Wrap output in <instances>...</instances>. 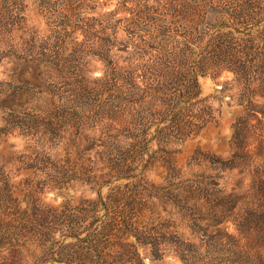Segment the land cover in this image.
I'll return each mask as SVG.
<instances>
[{"label":"rangeland","instance_id":"obj_1","mask_svg":"<svg viewBox=\"0 0 264 264\" xmlns=\"http://www.w3.org/2000/svg\"><path fill=\"white\" fill-rule=\"evenodd\" d=\"M194 1L0 0V264H264V71L150 74Z\"/></svg>","mask_w":264,"mask_h":264},{"label":"trees","instance_id":"obj_2","mask_svg":"<svg viewBox=\"0 0 264 264\" xmlns=\"http://www.w3.org/2000/svg\"><path fill=\"white\" fill-rule=\"evenodd\" d=\"M182 8L196 10L206 27L215 30L212 35L208 34L207 43L200 52L197 50L199 46L189 38L195 30L183 27L191 20L180 17ZM171 10L173 13L168 14ZM167 12L160 14L163 18L150 19L158 30L156 40L159 50L153 56V65L149 70L154 84H163L161 79L170 77V84L175 85L169 94L172 100L179 97L187 100L195 96L197 75H204L208 68L227 70L239 78L256 62L264 71V0H253L251 3L225 0L222 7L194 1L179 9L170 7ZM179 28L182 39L177 37ZM158 92L160 90H153L154 94ZM183 110L180 108L177 114Z\"/></svg>","mask_w":264,"mask_h":264}]
</instances>
